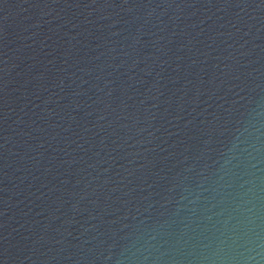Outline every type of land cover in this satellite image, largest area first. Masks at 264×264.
I'll use <instances>...</instances> for the list:
<instances>
[{
  "label": "water",
  "instance_id": "1",
  "mask_svg": "<svg viewBox=\"0 0 264 264\" xmlns=\"http://www.w3.org/2000/svg\"><path fill=\"white\" fill-rule=\"evenodd\" d=\"M0 264H264V0H0Z\"/></svg>",
  "mask_w": 264,
  "mask_h": 264
}]
</instances>
